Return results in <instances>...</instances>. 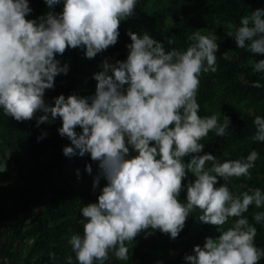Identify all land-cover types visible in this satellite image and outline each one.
Segmentation results:
<instances>
[{"label":"clouds","instance_id":"1","mask_svg":"<svg viewBox=\"0 0 264 264\" xmlns=\"http://www.w3.org/2000/svg\"><path fill=\"white\" fill-rule=\"evenodd\" d=\"M44 2L62 3V12L28 19L33 11L29 0H0V109L18 122L36 119V127L59 118V135L81 157L90 154L98 162L100 175L93 189L100 187L101 176L107 184L98 202L81 208L83 234L70 239L78 264H105L110 253L127 261V245L142 232L147 238L159 230L175 240L197 210L198 219L215 226L220 235L206 237L202 247L195 245L184 257L186 264H258L264 248L256 246L257 228L245 213L252 205L264 208V190L237 193L229 182L233 177L251 179L259 152L253 149L246 157L223 162L211 153L200 154L205 148L200 141L209 132L224 137L231 125L227 115L221 122L217 113L199 114L200 77L218 70L219 37L195 30L186 49L166 50L148 33L129 31L127 59L103 61V71L93 77L98 82L94 95L61 94L53 98V106L46 103L45 92L70 70L57 54L80 48L92 59L115 46L121 22L135 16L139 0ZM227 26L237 48L264 56V9L242 16L239 27L231 22ZM166 40L174 43L171 37ZM252 70L264 74V59L254 62ZM251 86L264 87L259 80ZM38 112L43 114L37 117ZM253 124L250 139L264 142V116H255ZM47 135L45 131L37 140ZM63 154L76 152L65 146ZM185 157H190L187 163ZM6 170V163L0 166V172ZM86 171L92 172L90 164ZM189 173L195 179L185 185ZM185 187L186 202L180 200ZM252 218L264 224V211ZM66 259L73 264L72 256Z\"/></svg>","mask_w":264,"mask_h":264},{"label":"trees","instance_id":"2","mask_svg":"<svg viewBox=\"0 0 264 264\" xmlns=\"http://www.w3.org/2000/svg\"><path fill=\"white\" fill-rule=\"evenodd\" d=\"M29 5L33 11L28 19L59 13L63 8L62 3L49 6L44 0H29ZM258 8L264 9V0H139L135 16L121 22L115 46L92 59L86 58L80 48H68L63 55L57 54L56 58L62 64L68 63L70 70L67 75L56 77L55 88L45 92V101L54 106L53 98L61 94L94 95L98 82L93 77L103 71V61L115 63L127 59L129 31L148 33L164 43L166 50L186 49L191 43L188 37L195 30L214 33L219 37L218 70L200 77L199 114L217 113L221 122L227 115L231 125L224 137L209 132L200 141L205 146L200 154L211 153L223 162L257 150L259 159L250 170L251 179L233 177L229 186L237 193L255 187L264 190V142L250 139L256 131L255 116H264V87L251 86L257 80L264 85V74L254 73L252 64L264 56L237 48L234 38L227 35L229 22L239 27L241 17ZM166 37H171L174 43L169 45ZM42 114L38 112L37 117ZM61 126L59 118L40 127H36V119L18 122L0 109V166L7 164V170L0 172V264H67L68 256L73 257V264H78L70 239L74 234H83V225L79 223L83 219L81 208L98 202L100 189L107 181L101 176L100 187L93 189L94 179L100 175L98 162L92 161L90 154L81 157L79 149L59 135ZM45 131L47 137L38 141L37 137ZM76 131L82 129L77 127ZM65 146L73 147L76 154L65 156ZM189 160L190 157L184 158L185 163ZM89 164L91 173L86 171ZM194 179L189 173L183 183L187 185ZM220 183H224L222 178ZM186 195L185 187L180 200L186 202ZM257 211L264 208L252 205L245 215L257 228L256 246L264 248V224H257L252 218ZM200 214L197 210L188 217L177 239L159 230L147 238L142 232L127 245L129 260H117L110 253L105 264H186L184 257L192 254L195 245L202 247L206 237L220 235L215 226L198 219ZM231 222L230 219L224 225L225 229ZM50 253L55 254L54 259ZM258 264H264V257Z\"/></svg>","mask_w":264,"mask_h":264}]
</instances>
